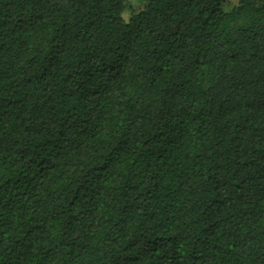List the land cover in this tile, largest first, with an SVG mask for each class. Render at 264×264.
I'll list each match as a JSON object with an SVG mask.
<instances>
[{"label": "trees", "instance_id": "16d2710c", "mask_svg": "<svg viewBox=\"0 0 264 264\" xmlns=\"http://www.w3.org/2000/svg\"><path fill=\"white\" fill-rule=\"evenodd\" d=\"M0 0V264H264V0Z\"/></svg>", "mask_w": 264, "mask_h": 264}, {"label": "rangeland", "instance_id": "374dc122", "mask_svg": "<svg viewBox=\"0 0 264 264\" xmlns=\"http://www.w3.org/2000/svg\"><path fill=\"white\" fill-rule=\"evenodd\" d=\"M134 2L135 1H133V0L129 1L131 7H134L135 6Z\"/></svg>", "mask_w": 264, "mask_h": 264}]
</instances>
